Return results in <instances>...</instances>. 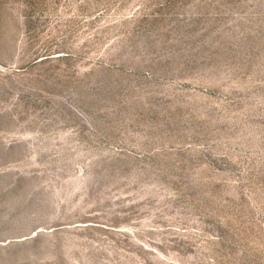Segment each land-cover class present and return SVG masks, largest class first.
<instances>
[{
	"label": "rangeland",
	"instance_id": "rangeland-1",
	"mask_svg": "<svg viewBox=\"0 0 264 264\" xmlns=\"http://www.w3.org/2000/svg\"><path fill=\"white\" fill-rule=\"evenodd\" d=\"M0 264H264V0H0Z\"/></svg>",
	"mask_w": 264,
	"mask_h": 264
}]
</instances>
